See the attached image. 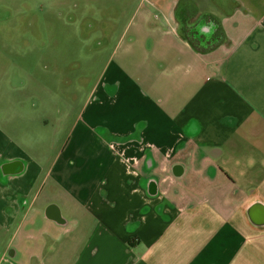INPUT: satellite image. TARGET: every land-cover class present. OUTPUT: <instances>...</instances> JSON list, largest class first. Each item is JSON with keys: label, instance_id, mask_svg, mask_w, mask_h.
Wrapping results in <instances>:
<instances>
[{"label": "crops", "instance_id": "0c3cea01", "mask_svg": "<svg viewBox=\"0 0 264 264\" xmlns=\"http://www.w3.org/2000/svg\"><path fill=\"white\" fill-rule=\"evenodd\" d=\"M135 2L7 90L0 264H264V0Z\"/></svg>", "mask_w": 264, "mask_h": 264}, {"label": "rangeland", "instance_id": "374dc122", "mask_svg": "<svg viewBox=\"0 0 264 264\" xmlns=\"http://www.w3.org/2000/svg\"><path fill=\"white\" fill-rule=\"evenodd\" d=\"M134 8L135 0H0V118L8 113L11 88L39 95V79L56 88L62 72L64 90L71 89L76 83L68 80L87 75L88 52L102 38V28L118 31L126 18L117 13Z\"/></svg>", "mask_w": 264, "mask_h": 264}]
</instances>
